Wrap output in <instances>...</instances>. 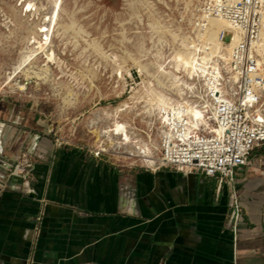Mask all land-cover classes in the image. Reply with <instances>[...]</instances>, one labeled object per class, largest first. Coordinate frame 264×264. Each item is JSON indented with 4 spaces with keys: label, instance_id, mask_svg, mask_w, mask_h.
Listing matches in <instances>:
<instances>
[{
    "label": "crops",
    "instance_id": "obj_1",
    "mask_svg": "<svg viewBox=\"0 0 264 264\" xmlns=\"http://www.w3.org/2000/svg\"><path fill=\"white\" fill-rule=\"evenodd\" d=\"M9 117L5 157L30 166L0 176V264H264V146L232 193L202 175L119 169L49 140L42 119Z\"/></svg>",
    "mask_w": 264,
    "mask_h": 264
},
{
    "label": "bare ground",
    "instance_id": "obj_2",
    "mask_svg": "<svg viewBox=\"0 0 264 264\" xmlns=\"http://www.w3.org/2000/svg\"><path fill=\"white\" fill-rule=\"evenodd\" d=\"M159 1L167 4L166 0ZM196 1H199L198 5ZM50 2L52 9L48 15H44L42 23L35 22L34 25L28 23L33 26L29 29L34 36L28 39V44L14 69L13 76L8 78L5 85L0 88L1 91L7 89L12 94L24 93L27 87L20 85L18 79L21 75H24L27 81L31 74L39 80H44L48 73L51 74L48 71L49 66L61 63L54 50L55 36H66L67 33L72 32L76 44H79L78 39L81 37L88 48L100 57L101 64L113 65V73L119 81H126L125 73L134 76L126 65L128 60L133 61L140 68L137 73L141 82L137 83L138 87L133 88L135 96H132V100L135 102L144 100V102H137L135 106L124 103L113 111L102 109V115L111 122L109 126L100 128L97 120L90 123L93 133L97 135L96 142L100 150L107 153L105 146L115 151L126 149L127 153L123 158L140 159L147 167L158 170L161 157L158 159L153 149L157 148L160 152L161 142L165 138L173 140L181 134L180 138L187 141L191 136H198L201 132L219 135L216 126L218 110L214 104V98L223 97L226 93L228 97L224 96L225 100L238 99V95L234 92V85L239 82V72L231 71L233 61L231 53L241 40L240 33L232 28L222 12L223 7L220 3L224 0H190L186 2L187 12L183 20L179 22V25L173 22L169 27L163 24V16L158 13L157 5L153 0H128L126 5L130 14L128 21L136 20L142 26L148 17L151 21L150 26L160 36L159 44L156 43L155 46L154 60L150 62L145 59L148 57L145 44L141 46L140 56L134 55L124 47V42L132 41L125 33H122V40L119 41L124 48L125 58L113 52L109 53L100 40H90L92 39L90 33L78 25L77 12L68 13L65 0H50ZM25 7L26 13L30 14L29 17L39 16L43 8V6L38 7L34 2H28ZM261 13L264 30V4ZM63 15H67L68 22H62ZM122 26L124 27L123 24ZM223 33L232 34V39L225 43L222 40ZM31 42L32 46H30ZM168 48H170L169 54L166 53ZM257 51L260 54L259 66L262 67L261 70H264V47L261 45ZM40 55L45 57L46 63L39 72H35L33 71L35 62L40 59ZM262 74L264 76V71ZM227 87L230 90L226 89ZM252 91L261 96L259 101H263L261 106L264 107V91L260 92L259 87H255ZM251 95L246 94L245 100H250ZM137 104H144V110L139 111ZM136 110L138 112H135ZM257 113L261 117V113L258 111ZM125 116L133 122L139 116L150 120L148 121L149 133H146L149 136L148 141L139 137L137 134L139 128L131 121L123 119ZM156 127L159 129L160 136L158 145L153 143L152 135ZM1 128L0 125V132ZM182 132L185 133L184 136Z\"/></svg>",
    "mask_w": 264,
    "mask_h": 264
},
{
    "label": "rangeland",
    "instance_id": "obj_3",
    "mask_svg": "<svg viewBox=\"0 0 264 264\" xmlns=\"http://www.w3.org/2000/svg\"><path fill=\"white\" fill-rule=\"evenodd\" d=\"M127 1L65 0V8L68 13L77 12L78 25L90 33V38H92L90 40H100L109 53L113 52L119 57L125 58L124 48L119 42L122 40V33H125L132 41L124 42V47L134 55L140 56L141 46L145 44V50L148 53V57L145 59L150 62L154 60L155 46L159 44L160 36L150 26L151 21L148 17L142 26L136 20L128 21L130 14L126 6ZM153 1L157 5L158 13L163 16L162 21L166 27H169L173 22L179 25L187 12L186 4L190 2V0H166L167 4L165 5L159 0ZM28 2H34L38 7L43 6L39 16L29 17L30 14L26 13L27 8L25 7ZM198 2L196 1V5L199 4ZM51 9L50 0H0V88L5 85L9 77L13 76L14 69L20 62L22 52L28 44V39L34 36L29 27L32 29L35 22L42 23L44 15H48ZM62 22H68L67 15H63ZM28 23L32 25L30 26ZM72 34L69 32L66 36H55L54 50L61 63L60 65L51 64L48 69L51 74L48 73L49 76L47 74L44 80H39L34 74H31L27 81L26 77L21 75L18 81L21 86L27 87L24 93L12 94L7 89L0 90V124L2 125L0 171L3 172L0 173V176H5L4 173L10 176L14 175L15 171L20 168V164H23L21 168L29 164V156L25 154L10 159L5 157L2 137L6 128L3 122L11 119L10 114L42 119L47 126L45 131L48 133L49 140L68 149H80L88 157L95 158L92 154L99 151L100 148L96 142L97 135L93 133L90 123L97 120L100 128L111 124L110 120L102 115V109L113 111L124 103L135 106L137 102H144V100L136 102L132 100V96H135L133 88L138 87L137 83L141 82L139 73H137L140 70L138 65L128 60L126 65L134 76L125 73L126 81H119L113 73V65L101 64L100 57L88 48L84 39L80 37L78 39L80 45L76 44ZM228 40L227 36L226 42H224L227 43ZM30 46H32V42ZM86 48L88 50L84 52ZM169 49L166 50L167 54L170 53ZM45 61V57L40 55V59L35 62L33 71L39 72L44 67ZM50 77H52L51 80ZM144 106V104L136 105L139 111H143ZM123 119L131 121L139 128L137 134L141 139L149 140V136L146 134L149 133V119L144 116L137 117L134 122L127 116ZM152 135L153 143L160 144L157 127ZM104 148L108 152L97 160L108 162L119 169L154 170L143 164L140 159L123 158L126 156V149L115 151L108 146ZM261 148L263 147L255 149L252 157L258 154ZM153 150L160 159L159 150L157 148Z\"/></svg>",
    "mask_w": 264,
    "mask_h": 264
},
{
    "label": "built area",
    "instance_id": "obj_4",
    "mask_svg": "<svg viewBox=\"0 0 264 264\" xmlns=\"http://www.w3.org/2000/svg\"><path fill=\"white\" fill-rule=\"evenodd\" d=\"M262 2L263 0H224L220 3L225 18L241 36L231 53V71L239 72V82L234 85L238 99L227 101L223 98L228 97L226 93L223 97L214 98L218 110V136L201 132L187 141L180 138L181 134L173 140H162L158 169L169 168L185 176L202 175L215 179L219 188L226 187L233 193L237 172L249 165L251 153L256 148L264 146L263 101H259L261 96L252 91L255 87H259L260 92L264 91V70L259 66L260 54L257 51L261 45L264 47ZM227 36L229 42L232 39L230 33H223L222 40L225 41ZM246 94H252L250 100H245ZM257 111L261 113V117ZM182 135L185 133L182 132ZM104 153L106 152L99 150L92 155L100 159ZM28 166L30 164L22 167L20 174H26L25 168ZM230 207L229 224L234 231L241 216V208L236 199L232 200ZM42 218L41 214L38 220Z\"/></svg>",
    "mask_w": 264,
    "mask_h": 264
}]
</instances>
